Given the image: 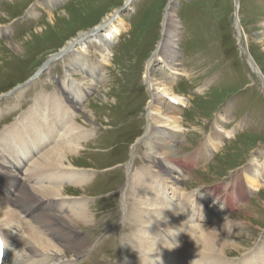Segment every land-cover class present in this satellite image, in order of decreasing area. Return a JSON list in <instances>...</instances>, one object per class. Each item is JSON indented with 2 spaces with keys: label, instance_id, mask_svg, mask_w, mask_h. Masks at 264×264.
<instances>
[{
  "label": "rangeland",
  "instance_id": "1",
  "mask_svg": "<svg viewBox=\"0 0 264 264\" xmlns=\"http://www.w3.org/2000/svg\"><path fill=\"white\" fill-rule=\"evenodd\" d=\"M125 1L0 0V134L25 115L35 97L58 96L68 80L86 89L87 94L80 93L77 104L88 95L78 105L77 126L96 137L92 136L88 146L73 158V164L88 170L92 180L84 187L64 186L65 196L74 201L81 198L90 207L91 222L74 232L79 233L78 242L89 240L91 244L79 257L69 245L68 254H61L64 264L148 262L143 261L141 249L133 242L138 230L132 217L133 190L138 172L145 174L159 166L148 156L145 141L139 139L149 124V90L154 89L144 79L145 67L163 39L164 17L171 0H134L129 8L124 7ZM237 5L238 17L235 0H176L170 24L179 34L176 45L182 71L175 75L178 82L174 89L183 100L177 105L179 111L182 109L181 139L172 149L183 157L205 149L204 160L185 170L183 177L172 174L182 179L180 186L187 193L221 187L223 195L240 200L234 210L221 216L237 223L235 233L244 238L242 253L229 257L233 263L264 246V180L253 190L244 172L246 168L264 167V0H239ZM116 11L125 30L110 48L111 62L103 63L96 41L88 44L84 54L89 65L96 66L100 79L87 80L80 72L74 79L68 77L70 66L65 58L16 90L44 68L50 55ZM248 60L257 66L259 75ZM157 69L164 70L163 64ZM227 108L226 117L223 113ZM211 137L222 141L217 150L208 142ZM0 153L1 158L5 156V152ZM29 159L28 165L15 172L21 179L32 166ZM28 184L38 187L32 180ZM238 191L244 192L241 199L236 196ZM13 194L16 197L18 193ZM221 206L219 210H224L225 204ZM64 241L62 244L68 243ZM175 243L181 245L184 239ZM159 259L151 263L159 264ZM163 261L169 264L167 259Z\"/></svg>",
  "mask_w": 264,
  "mask_h": 264
},
{
  "label": "bare ground",
  "instance_id": "2",
  "mask_svg": "<svg viewBox=\"0 0 264 264\" xmlns=\"http://www.w3.org/2000/svg\"><path fill=\"white\" fill-rule=\"evenodd\" d=\"M133 1L126 0L124 7H131ZM175 2L171 0L168 5L163 39L148 60L144 72V79L154 89L149 90V124L139 141H145L148 156L159 166L151 167L153 170L149 168L145 174L138 172L140 174L136 175L137 186L133 190L135 211L132 217L138 230L133 235V242L141 249V257L144 258L141 260H148L147 264H152V259L156 257L160 258L159 264H165L163 260L166 259L169 264H177L180 260H183L180 264H264L262 244L242 255L235 263L229 260L232 253H242L241 242L244 238L235 233L237 223L221 216L223 212L234 210L240 200H234L232 195H223L221 187L187 193L180 186L182 179L172 174L180 172L185 175V170L192 169L194 164L204 160L205 152L202 147L196 154L183 157L172 149L174 143L181 139L178 133L182 128V109L179 111L177 105L183 103L182 97L176 96L174 89L178 82L175 75L182 71L176 45L179 34L170 26ZM235 2L238 17L239 0ZM120 12L108 15L100 25L69 40L58 53L49 56L39 73L42 74L53 63L66 58L70 66L66 70L68 77L74 79L80 72L85 74L87 80L100 79L96 66L89 65L84 54L89 48L88 44L96 41L103 63L111 62L110 48L125 30L118 16ZM104 30H107L105 34H98L102 31L104 33ZM248 61L259 75V69L253 65L254 61ZM160 63L164 70L157 69ZM67 85L57 93L58 96L35 97L25 115L0 134V152H5L7 159L15 162L14 158L19 157L20 163L26 161L23 166L28 165L29 157L33 161L26 172L27 176L21 179L15 174L20 170L18 160L16 166L10 168L0 153V159L6 162L4 164L0 161L1 184L13 186V191L18 193L15 197L13 193L8 194L0 188V235L4 238L6 251L10 249L7 264H64L61 254H68L69 245L75 248V255L79 257L91 244L89 240L82 244L78 242L79 233L74 232V229L88 226L91 222L90 207L84 200L80 201L81 198L74 201L65 196L64 184L84 187L92 180L88 170L74 166L73 158L85 145L88 146L94 133L90 135L89 130L77 126L80 119L77 100L80 93L87 94L86 89L72 80H68ZM168 97L177 105L170 102ZM228 112L227 108L223 115L227 117ZM208 142L215 150L222 145V141L216 142V138H209ZM34 157L36 159H32ZM160 157H163V165ZM244 172L248 184L257 190L264 180V167L246 168ZM30 180L38 187L29 186ZM234 187L237 189V185ZM241 187L245 190L244 186ZM237 195L241 199L244 192L238 191ZM220 204H225L224 210H219ZM178 238H183L184 243L176 244ZM64 239L68 243L62 244ZM175 259L177 262H174Z\"/></svg>",
  "mask_w": 264,
  "mask_h": 264
}]
</instances>
